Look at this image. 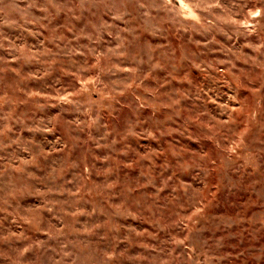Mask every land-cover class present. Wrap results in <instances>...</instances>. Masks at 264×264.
Returning <instances> with one entry per match:
<instances>
[{
	"label": "rangeland",
	"instance_id": "rangeland-1",
	"mask_svg": "<svg viewBox=\"0 0 264 264\" xmlns=\"http://www.w3.org/2000/svg\"><path fill=\"white\" fill-rule=\"evenodd\" d=\"M0 264H264V0H0Z\"/></svg>",
	"mask_w": 264,
	"mask_h": 264
}]
</instances>
